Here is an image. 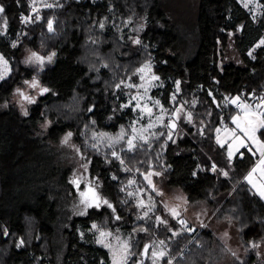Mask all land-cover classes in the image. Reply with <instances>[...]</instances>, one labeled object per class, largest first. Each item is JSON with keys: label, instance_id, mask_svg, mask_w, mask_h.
Masks as SVG:
<instances>
[{"label": "trees", "instance_id": "obj_1", "mask_svg": "<svg viewBox=\"0 0 264 264\" xmlns=\"http://www.w3.org/2000/svg\"><path fill=\"white\" fill-rule=\"evenodd\" d=\"M3 6L10 33L19 36L13 44L0 34V51L12 62L9 76L0 80V264H111L108 249L81 240L77 228L91 221L112 228L116 214L134 238L133 262L156 234L170 245L166 264H264L258 251L264 242V200L246 182L254 161L245 153L230 161L218 141L219 128L239 111L243 90L252 98L264 97V44L256 45L264 36V6L253 26L252 14L239 0H200L192 44L168 17L164 0H58L42 19L27 25L20 21L24 10L18 0H4ZM141 18L145 24L133 32L137 43L129 28H121ZM231 33L243 64L229 60L221 65V46ZM27 49L53 57L27 64ZM148 60L165 83L167 99L175 94L174 104L191 109L193 122L182 117L170 139L163 133L152 145L121 150V159L88 146L94 131L129 125L132 112L121 106L118 86L136 78ZM33 77L48 90L23 112L12 97ZM46 121L50 125L42 134ZM67 132L85 153L91 175L103 181L116 213L93 206L60 227L58 198H71L68 191L74 187L69 171L53 162L47 142H60ZM260 133L264 137V127ZM152 170L166 186L181 188L190 205H205L214 213L195 230L194 239L195 231L173 233L180 227L177 219L170 222L172 229L153 217L136 220L135 201L124 184L133 176L144 182ZM216 216L239 228L244 259L215 234Z\"/></svg>", "mask_w": 264, "mask_h": 264}, {"label": "rangeland", "instance_id": "obj_2", "mask_svg": "<svg viewBox=\"0 0 264 264\" xmlns=\"http://www.w3.org/2000/svg\"><path fill=\"white\" fill-rule=\"evenodd\" d=\"M25 12V25L34 19H42L44 10L54 7L58 4V0H18ZM247 10L252 14L253 26L259 22L258 16L261 14L264 3L262 0H239ZM200 0H164V6L168 17L174 21L187 35V39L192 44V30L196 24V15ZM4 0H0L3 5ZM36 16V18H35ZM53 19H50L52 22ZM145 18L131 22L127 20L122 30L126 27L131 36L137 41L138 36L133 32L140 29L145 24ZM0 34L8 37L13 44L18 42L19 34H11L9 22L4 12L0 14ZM264 36H259L256 45L264 44ZM220 51V64L233 60L239 64H243L241 50L237 46L236 34L231 33L228 43ZM254 47L249 48V53L253 54ZM35 54V55H33ZM53 55L42 56L31 49H27L24 54V60L27 64H42L46 60L52 59ZM50 58V59H49ZM5 61L7 62L5 64ZM153 60L143 63L137 70V76L134 79H127L118 86V99L121 106L128 108L132 112L129 125L121 124L118 130L103 131L96 130L86 143L88 146L107 152L117 159H121V150H134L142 144H150L166 134L167 140L171 138L175 130L180 127L182 117L188 122H193L192 110L181 105L177 107L174 104L175 94L168 100L166 96V86L160 76L153 70ZM12 70L11 59L0 51V80L9 76ZM35 85V86H33ZM47 86L40 79L33 77L26 79L24 83L17 87L12 97L23 112H27L30 104L34 102L41 94L45 93ZM27 97L28 99H25ZM253 128L240 127L238 114L234 115L227 124L228 127L219 128L218 141L228 143L229 149L238 146L251 147V158L253 159V167L246 174L247 184L254 190L260 198L264 192V137L258 134L259 126L264 127V118L257 113ZM50 125V121L41 124L42 134L46 132ZM71 134V135H69ZM132 144L129 145L128 141ZM48 150L53 155V162L57 164L60 170L69 171V182L73 185L70 188L68 196L71 198L64 199L59 196V218L58 226L63 227L64 223L70 222V218L85 215L90 208H109L114 214L116 210L113 206L112 199L109 197L104 187L103 181L92 176L89 172V164L86 155L82 152L80 146L75 141L71 132H67L60 142L53 143L48 141L50 145ZM257 157H259L257 159ZM30 165H28L29 167ZM30 168V167H29ZM159 174L152 170L149 174L144 175V182L137 180L134 176L124 184L125 192L133 198L136 205V220L148 219L153 217L156 224L163 223L169 229H172L170 222L177 219L180 223L185 220L192 224L191 231L201 228L204 222H208L213 214L209 212L205 205L194 207L189 204L187 194L177 187H168L155 177ZM60 182V181H58ZM60 184V183H59ZM162 193V194H158ZM107 201V203H104ZM111 205V207H109ZM161 206L163 213L159 210ZM171 209H175L176 215H172ZM153 214V215H152ZM213 221V222H212ZM212 227L215 234L221 238L228 248L240 259H244L246 250L239 238V228L235 223L214 217L212 219ZM115 226H101L97 221H91L90 225L80 223L77 228L79 238L86 242L99 244L108 249L111 264H166L164 259L170 256V245L165 237L154 235L150 241L144 246L139 257L133 262L134 238L131 235L130 228L123 227L122 217L115 215ZM95 226V227H93ZM145 230V227H144ZM175 235L185 231L184 226L180 223L178 229L172 230ZM5 232L8 233L7 229ZM196 232V231H195ZM101 233H104L101 236ZM58 241L62 242V237H58ZM102 241V243H101ZM163 242V243H161ZM147 247V252L145 248ZM181 251L183 252L187 250ZM261 260L264 259V242L258 246ZM156 253L153 256V253ZM163 252L165 255L161 256ZM174 260H171L173 263ZM213 264H218L213 262Z\"/></svg>", "mask_w": 264, "mask_h": 264}, {"label": "crops", "instance_id": "obj_3", "mask_svg": "<svg viewBox=\"0 0 264 264\" xmlns=\"http://www.w3.org/2000/svg\"><path fill=\"white\" fill-rule=\"evenodd\" d=\"M257 113L258 112L253 107L248 106V105H245L237 113L238 114V117H239L238 123H239L240 127L242 126V127H247V128H253V124H254L255 118L258 116ZM227 127H228V125L223 126L222 128L225 129ZM262 128H263L262 126H259V129L257 130L259 135H261L260 130ZM219 143L226 146L227 155H228V158H229L230 161H233L237 157V155L239 153H241V156H243L244 153L252 156L251 151H250L251 150V147L249 145H246L244 147L238 146L236 148L235 147L234 148L232 147V149H229L227 142L226 143L219 142ZM258 158L259 157H257V159ZM252 167H253V164H252L251 168ZM251 190L254 192V190L252 188H251Z\"/></svg>", "mask_w": 264, "mask_h": 264}, {"label": "built area", "instance_id": "obj_4", "mask_svg": "<svg viewBox=\"0 0 264 264\" xmlns=\"http://www.w3.org/2000/svg\"><path fill=\"white\" fill-rule=\"evenodd\" d=\"M19 18H20L21 22L25 21L26 15H25V13L23 11H20ZM174 98H176V95H175ZM253 99H255V100H253ZM245 105L253 107L261 115V117L264 118V97H260V98L253 97L252 98L249 95H247L245 90H243L240 93V99L236 103V107H237V109L241 110ZM176 106L179 107L178 104ZM225 125L226 124L224 123L223 126H225ZM184 222L185 223L182 224L184 226V228L186 230H191V228H192L191 224L189 222L185 221V220H184ZM191 232H194V231H191ZM197 233H198V231L196 233H194V235L192 237L193 239L195 238V235ZM180 255H182V253H180Z\"/></svg>", "mask_w": 264, "mask_h": 264}, {"label": "snow or ice", "instance_id": "obj_5", "mask_svg": "<svg viewBox=\"0 0 264 264\" xmlns=\"http://www.w3.org/2000/svg\"><path fill=\"white\" fill-rule=\"evenodd\" d=\"M245 6H247V5H245ZM3 12H4V6H3V5H0V14H2ZM51 27H52L51 22H49V29H50V30H51ZM101 27H103V25H101ZM137 43H139V41H137ZM262 43H264V42H262ZM33 55H35V54H33ZM250 55H251V53H250ZM49 59H50V58H49ZM6 63H7V62L5 61V64H6ZM33 86H35V85H33ZM44 91H47V89H45ZM25 99H28V98L25 97ZM25 114H26V113H25ZM69 135H71V134H69ZM128 143H129V145L131 146L132 141L129 140ZM158 194H162V193H158ZM260 195H261L262 197H264V192H261ZM104 203H107V201H104ZM109 207H111V205H109ZM170 211H171L172 215H174V216L176 215V211H175V209H171ZM180 223H181V224H184L185 222H184L183 220H181ZM93 227H95V226H93ZM103 235H104V233H101V236H103ZM20 243L23 244V241H21ZM101 243H102V241H101ZM161 243H163V242H161ZM253 246H255V245H253ZM145 252H147V247L145 248ZM155 255H156V253L154 252V253H153V256H155ZM160 255L163 256V255H165V253L161 252ZM169 264H170V262H169Z\"/></svg>", "mask_w": 264, "mask_h": 264}, {"label": "water", "instance_id": "obj_6", "mask_svg": "<svg viewBox=\"0 0 264 264\" xmlns=\"http://www.w3.org/2000/svg\"><path fill=\"white\" fill-rule=\"evenodd\" d=\"M207 222V221H206ZM206 222H204L202 225L204 226L206 224Z\"/></svg>", "mask_w": 264, "mask_h": 264}]
</instances>
